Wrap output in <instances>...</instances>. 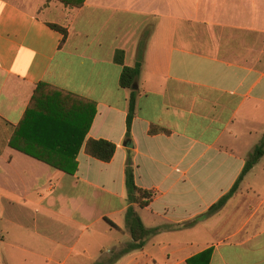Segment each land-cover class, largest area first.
Here are the masks:
<instances>
[{"label":"crops","instance_id":"crops-1","mask_svg":"<svg viewBox=\"0 0 264 264\" xmlns=\"http://www.w3.org/2000/svg\"><path fill=\"white\" fill-rule=\"evenodd\" d=\"M147 29L126 140L131 90L114 57L132 67ZM263 135L264 0H0V218L44 249L21 264H187L207 250L209 264H264V156L202 217ZM89 140L113 143L111 161L87 155ZM129 153L135 185L155 194L137 209L153 232L119 256Z\"/></svg>","mask_w":264,"mask_h":264},{"label":"trees","instance_id":"trees-1","mask_svg":"<svg viewBox=\"0 0 264 264\" xmlns=\"http://www.w3.org/2000/svg\"><path fill=\"white\" fill-rule=\"evenodd\" d=\"M65 5L79 8L83 5L85 0H57ZM50 27L60 32L63 35V42L66 39V30L56 26L50 25ZM149 33V29L143 32L142 39L139 42V53L137 60L132 67L124 66V53L123 51H117L114 57L115 63L122 66L121 74L119 77V86L123 89L131 90L127 117H126V140L130 138V131L132 121L135 117V107H136V93L132 91L135 86L140 71L142 67L143 60V49L145 46V40ZM93 117V116H91ZM92 118H90L88 127L90 125ZM85 152L87 155L101 162L108 163L111 161L115 154V145L106 140H89L85 146ZM264 156V135L262 136L258 145L253 149V151L247 156L244 167L235 181L234 185L230 191L223 196L216 204L211 206L209 210L202 217H209L220 210L223 205L228 201V199L237 192L240 183L242 182L244 176L258 163V161ZM33 157V156H32ZM39 161L51 166L55 170L62 171L67 175H74L77 171V164L73 159V164L69 168H58L54 166L49 161L38 159ZM124 185L126 189L127 202L129 207L125 213V226L131 237V243H129L119 254L123 255L135 250L143 249L146 239L152 234V230L144 227L142 221L137 213V209H143L149 205L153 200L155 194L150 191L139 189L135 185L134 173H133V163L130 153L127 156L125 168H124ZM107 221V220H106ZM111 227H115L110 222H107ZM211 257V250H207L198 256L187 261V264H209Z\"/></svg>","mask_w":264,"mask_h":264},{"label":"rangeland","instance_id":"rangeland-1","mask_svg":"<svg viewBox=\"0 0 264 264\" xmlns=\"http://www.w3.org/2000/svg\"><path fill=\"white\" fill-rule=\"evenodd\" d=\"M101 210H103L102 205L97 204V209L94 215L97 216ZM0 227L10 230L9 235L11 236V242L13 245L12 248L8 249H5L6 247L0 248V264H5L2 259L3 256H5V253L8 252V250L15 254V261L11 262V264H21L19 258L23 254L25 255L24 251H38L40 253L43 249L41 240L34 241L32 239L26 238L27 234L29 235V233L25 232V230L21 229L18 225H12L7 223L2 217L0 218ZM31 244L33 246H31ZM28 264H41V262L39 260L32 259L31 263Z\"/></svg>","mask_w":264,"mask_h":264},{"label":"water","instance_id":"water-1","mask_svg":"<svg viewBox=\"0 0 264 264\" xmlns=\"http://www.w3.org/2000/svg\"><path fill=\"white\" fill-rule=\"evenodd\" d=\"M134 88V87H133ZM130 148H131V146H130Z\"/></svg>","mask_w":264,"mask_h":264}]
</instances>
